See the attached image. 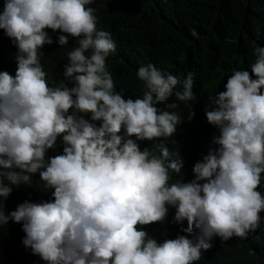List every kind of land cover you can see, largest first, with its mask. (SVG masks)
I'll use <instances>...</instances> for the list:
<instances>
[{"label":"clouds","instance_id":"clouds-1","mask_svg":"<svg viewBox=\"0 0 264 264\" xmlns=\"http://www.w3.org/2000/svg\"><path fill=\"white\" fill-rule=\"evenodd\" d=\"M92 3L4 0L0 11L18 48L15 75L0 71V229L10 227L0 264L247 260L264 248V46L209 97L216 147L185 182L181 151L165 143L185 119L167 102L196 99L194 74L148 64L136 72L141 96L117 91L116 43ZM41 57L63 68L58 85ZM36 174L51 199L23 194Z\"/></svg>","mask_w":264,"mask_h":264},{"label":"trees","instance_id":"trees-1","mask_svg":"<svg viewBox=\"0 0 264 264\" xmlns=\"http://www.w3.org/2000/svg\"><path fill=\"white\" fill-rule=\"evenodd\" d=\"M3 5L4 0H0V11ZM89 6L94 9L98 29L102 24V30L109 32L116 43V51L107 59V68L117 91L126 97L135 98L143 93L142 82L136 77L141 66L154 64L183 78L189 72L194 74L196 99L184 103L173 95L167 102L179 105L172 111L185 121L165 141L170 150L181 151L185 161L184 172L178 178L190 181L194 178L193 165L216 147L213 138L219 134L205 115L209 97L224 90L232 69L249 68L255 60L254 49L264 46V0H93ZM17 53L18 48L0 29V71L15 75ZM47 58L41 57L47 78L58 85L63 68L51 65ZM192 110L195 116L189 122L187 117ZM144 144L141 142L142 148ZM62 152L63 144L59 141L47 155ZM23 189V194L31 198L46 193L52 198L38 174L33 176V186ZM3 228L0 242L10 230L9 225ZM211 264L223 263L213 259ZM228 264H264V248L257 249L247 260L231 258Z\"/></svg>","mask_w":264,"mask_h":264}]
</instances>
